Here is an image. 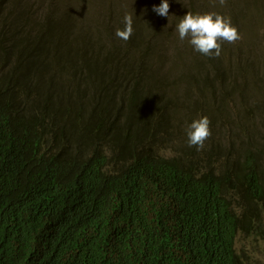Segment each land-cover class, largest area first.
<instances>
[{"label": "trees", "instance_id": "1", "mask_svg": "<svg viewBox=\"0 0 264 264\" xmlns=\"http://www.w3.org/2000/svg\"><path fill=\"white\" fill-rule=\"evenodd\" d=\"M161 3L0 0V264L264 252V0ZM189 11L242 39L199 53L176 31ZM204 116L198 151L187 129Z\"/></svg>", "mask_w": 264, "mask_h": 264}, {"label": "clouds", "instance_id": "2", "mask_svg": "<svg viewBox=\"0 0 264 264\" xmlns=\"http://www.w3.org/2000/svg\"><path fill=\"white\" fill-rule=\"evenodd\" d=\"M224 5L226 0H219ZM169 0H162L159 6H154L153 11L162 17H169ZM124 30H117L115 35L128 41L133 35V17L126 14L124 17ZM179 38L184 40L190 37V44L196 51L205 56L219 57L221 54V42L235 43L242 39L238 29L231 24V18L217 13L193 14L188 12L176 26ZM211 121L207 116L193 121L187 129L189 146H195L198 151L205 146V141L211 136Z\"/></svg>", "mask_w": 264, "mask_h": 264}, {"label": "rangeland", "instance_id": "3", "mask_svg": "<svg viewBox=\"0 0 264 264\" xmlns=\"http://www.w3.org/2000/svg\"><path fill=\"white\" fill-rule=\"evenodd\" d=\"M255 260H258L257 262L254 261L256 264H264V252H257Z\"/></svg>", "mask_w": 264, "mask_h": 264}]
</instances>
